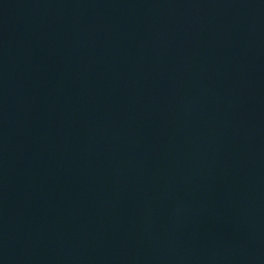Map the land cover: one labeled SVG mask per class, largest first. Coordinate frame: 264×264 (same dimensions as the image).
Listing matches in <instances>:
<instances>
[{
	"label": "water",
	"instance_id": "obj_1",
	"mask_svg": "<svg viewBox=\"0 0 264 264\" xmlns=\"http://www.w3.org/2000/svg\"><path fill=\"white\" fill-rule=\"evenodd\" d=\"M0 264H264V0H0Z\"/></svg>",
	"mask_w": 264,
	"mask_h": 264
}]
</instances>
